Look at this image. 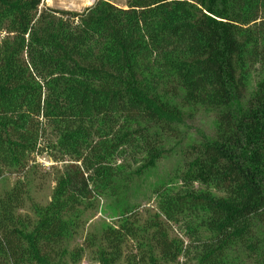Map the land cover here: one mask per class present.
<instances>
[{
	"label": "trees",
	"instance_id": "obj_1",
	"mask_svg": "<svg viewBox=\"0 0 264 264\" xmlns=\"http://www.w3.org/2000/svg\"><path fill=\"white\" fill-rule=\"evenodd\" d=\"M41 3L0 0V177L41 153L65 165L34 218L19 213L23 181L0 196V264L76 260L78 208L154 167L197 105L215 128L190 146L179 186L156 191L143 223L129 210L105 227L95 258L264 264V0Z\"/></svg>",
	"mask_w": 264,
	"mask_h": 264
},
{
	"label": "rangeland",
	"instance_id": "obj_2",
	"mask_svg": "<svg viewBox=\"0 0 264 264\" xmlns=\"http://www.w3.org/2000/svg\"><path fill=\"white\" fill-rule=\"evenodd\" d=\"M96 0H41V5L55 9L81 12ZM119 7H126V0H107ZM185 118L180 124L177 136L169 139V153L161 158L154 167L146 169L132 177L126 186L121 182L118 194L96 196L78 208L75 231L70 234L66 244L69 252L80 249L81 255L72 260L67 256L65 264H98L95 248L103 229L108 225H116L122 213L129 210L139 213V222L148 220L157 210L158 194L156 191L165 187L173 189L179 186L178 171L182 169L185 155L190 146L196 144L203 136H210L215 128V115L210 109L202 106H186L183 108ZM24 172H6L0 177V196L10 191L17 181H23L26 187L24 206L19 211L31 218L35 217L34 206H45L51 201L55 186V173L62 169L64 162L53 161L46 153L33 157ZM170 238H186L177 225L167 226ZM92 237L94 244H89ZM179 261L184 263V258ZM187 264V263H185ZM189 264V263H188Z\"/></svg>",
	"mask_w": 264,
	"mask_h": 264
}]
</instances>
